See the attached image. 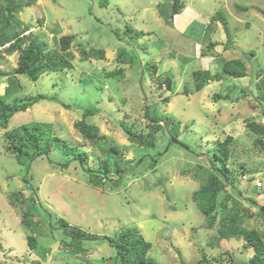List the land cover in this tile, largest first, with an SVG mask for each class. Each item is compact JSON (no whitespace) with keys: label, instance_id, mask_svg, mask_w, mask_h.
<instances>
[{"label":"rangeland","instance_id":"obj_1","mask_svg":"<svg viewBox=\"0 0 264 264\" xmlns=\"http://www.w3.org/2000/svg\"><path fill=\"white\" fill-rule=\"evenodd\" d=\"M168 1L107 0L106 6H100L99 0H31L16 13L26 26L23 35L40 38L46 50L58 48L62 35H72L73 40L68 48L70 67L44 73L37 81L18 76L20 88L5 97L12 102L48 93L57 100L41 99L15 113L6 128L0 127V264H112L115 249L104 240L85 241L84 253L71 258L60 245L68 239L62 229L43 236L50 223L58 227L61 218L100 237H116L133 225L151 242L148 255L158 264L245 263L253 248L245 247L241 237L218 240L220 213L213 228H208L201 202L196 201L209 174L221 176L215 168L241 194L236 195L221 177L219 196L236 197L242 209L252 214L242 225L261 231L264 239V216L257 214L264 206V133L249 124L264 127V88L257 84H264V0H186L185 13L193 14H187L188 20L184 13L172 18ZM216 12L224 15L225 25L212 19ZM195 22L203 26L190 27ZM128 25L143 31L138 40L127 43L126 35L122 41L118 38L115 31L120 33ZM188 32L197 34L193 37ZM208 41L213 47L201 53ZM28 42L23 41L21 48ZM5 46L0 47V71H12L19 50L7 53L2 50ZM119 47L129 54L136 50L141 65L153 59L157 64L154 73H142L141 65L120 62ZM82 48L101 49L103 56L84 58ZM231 58L242 61L244 76H222L200 90L194 88V71L208 69L214 74ZM118 68L124 70L119 79ZM154 77L169 83V88L160 87ZM6 85V76L0 75V95ZM227 92L228 99L214 98L216 93ZM145 105L151 114L154 110L156 123L145 117ZM87 108L95 111L86 114ZM80 121L95 128L97 143L82 137L76 126ZM32 122L41 124L48 155L31 160L25 156L21 163L10 143ZM156 124L163 128L157 130ZM125 126L151 141L152 147L129 139ZM167 132L188 149L179 143L166 146ZM228 135L223 164L213 150ZM44 145L39 143L35 149L43 151ZM108 147L117 149L121 183L105 179L103 188L92 186L89 174L72 159L86 150L84 162L98 169L108 162ZM158 151L163 155L151 164ZM139 158L141 163L134 165ZM17 192L22 195L15 196ZM231 203L228 200L227 207ZM26 220L30 226L24 224ZM28 235L36 238L35 249L28 246ZM48 246L50 251L42 259Z\"/></svg>","mask_w":264,"mask_h":264},{"label":"trees","instance_id":"obj_2","mask_svg":"<svg viewBox=\"0 0 264 264\" xmlns=\"http://www.w3.org/2000/svg\"><path fill=\"white\" fill-rule=\"evenodd\" d=\"M168 1V0H167ZM31 0H4V2L0 5V47L7 44V46L3 47V51L10 53L13 50H19L17 55V65L12 69V71H0L1 76H6L7 85L5 87L4 93L0 95V127L6 128L9 119L17 112L26 110L29 106L37 103L41 99H48V100H57L54 95L45 94V93H37L32 97H28L25 99H15V101L8 102L6 101L7 96H10L20 88V84L17 81L18 76H26L28 79L32 81H37L41 75L48 72H58L64 69L65 67H70L71 63L68 59V48L73 40L72 35H62L58 39L59 47L58 48H50L49 50L45 49V43L40 40V38L36 36H31V34L23 35V32L26 28L22 21L18 18L16 13L20 12L24 5H29ZM169 2V1H168ZM163 3V2H162ZM170 5L167 10H169V15L173 18V16L179 13L183 8V0H170ZM107 0H99L100 6H106ZM241 10H246V7H240ZM221 20L223 25L226 24V20H224V15L221 12H216L215 15L212 16V19ZM27 30V29H26ZM118 38L121 40L124 39L127 43L131 40H135L139 38V35L143 34V31H134L131 26H127L122 30V32L118 33L115 31ZM30 35V36H29ZM130 36V37H129ZM123 37V38H122ZM26 39H29L28 44L21 48V44ZM122 41V40H121ZM140 43V42H136ZM175 47H179V45H175ZM213 47V43L208 41V45L201 49V53H205ZM144 48V47H143ZM83 51L81 52L82 57L89 58L90 56L99 59L103 55L101 54L103 50L101 49H91L90 51L85 50L82 48ZM134 49V47H133ZM181 49V48H180ZM118 58L120 62L130 64H138L141 65V58L140 54L137 53L135 50L133 53L129 54L126 50L119 47L118 49ZM90 54V55H89ZM1 55V54H0ZM156 62L153 59H147L143 65H141V72L144 73L145 70L147 73L153 74L156 69ZM221 70L211 74L208 69H199L193 72V81H194V88L196 90H200L208 81L217 80V78L222 76L228 77H235L239 78L246 74L245 66L240 59L231 58L225 61L221 66ZM124 70L122 68H118V73H116L118 79L122 77ZM155 80H159L158 85L166 86L168 84L161 80L160 77H154ZM153 82L155 80L151 79ZM151 84V83H150ZM259 88H264V84L262 85L261 82H258ZM152 85V84H151ZM186 88V87H185ZM230 92H227L225 95L222 93H216L214 98L217 99H228ZM65 105V104H64ZM67 105L64 107L66 108ZM145 108V117L148 121L156 123V115L154 114V110H152V114L149 112V108L144 106ZM154 108V107H153ZM95 109L87 108L86 114L94 112ZM40 122H32V124H28L27 129H23L20 137L12 143V149L15 157L18 162L23 163L25 156H28V160L31 158L33 159L36 156L40 155H48V148L47 144L44 145L45 141L47 142V138L43 135L41 130ZM256 131L260 134L264 133V127H258L257 125L253 124V122L249 123ZM24 126V125H23ZM77 127L81 128L82 137L85 138L87 141H95L96 143V136H95V128L92 125H85L84 122L80 121L76 125ZM126 132L128 133V138L133 140H138L139 144H143L144 146L152 147L151 141L143 140L139 135L135 132L131 131L130 128L125 126ZM163 128V125L156 124V129L159 130ZM169 134V132H167ZM8 138L13 139V135L8 133ZM151 136V135H150ZM230 140V136H226V138L221 141V143H217L213 153L215 157L223 164H225L227 159V144ZM50 141V140H49ZM43 142V151L36 150L35 148L39 143ZM173 143H179L184 149H188L183 143L173 142L169 136L166 146H170ZM168 144V145H167ZM109 151L107 152L108 162H103L99 164V168H95L90 164L86 165L84 162V158L86 157V150H80L79 154L76 155L72 160H77L81 169L89 174L88 183L95 187L104 186V180L110 181L112 184L119 185L122 179V168L116 166V148L108 147ZM7 151V150H6ZM162 151H158L154 153L151 160V164H154L159 155H161ZM85 153V155H84ZM146 157L148 156L145 153ZM163 155V154H162ZM145 157V158H146ZM141 158V157H140ZM137 160L135 164L141 163V159ZM30 159V160H31ZM141 160V161H140ZM139 163V164H140ZM133 166V165H132ZM212 166H215L212 163ZM112 171L113 175H109L108 173ZM119 171V173H117ZM217 175L214 173L209 174L208 184L203 186L199 191H201V196L198 197L197 204L199 205V201L201 204L199 208L203 213V216L206 219L207 227L213 228L214 223L216 222V214L217 212L220 213V218L218 222L220 223V227L217 229L215 233V237L220 240L224 238L230 237H241L244 240L245 247H252L254 250L253 255L244 261H241L238 264H264V239H262L261 231H257L253 228H246L242 225L243 221L247 218L252 217L251 213L242 209L240 202L236 197L229 198V195H221L222 193V183L220 182V178L226 179L229 181V185L233 188L237 193L236 195L241 196L240 191L235 189V186L230 182V178L226 175H223L219 168H215ZM23 181L27 184V178L24 177ZM198 191V192H199ZM21 192L15 193V196H21ZM196 195V194H195ZM197 197H195L196 199ZM250 201L252 200L253 203L256 202L252 198H248ZM231 200L232 203L230 206L227 207V201ZM14 204V201L10 202ZM241 210L243 211L241 213ZM263 212V213H261ZM260 216H264V211L257 212ZM27 215L25 212L24 216ZM24 224L30 226V224L26 221H23ZM58 227L53 226L51 223L49 225L50 230H44L43 236H47L49 232L54 231L55 229H62L63 234L67 236L68 239L65 240V243L60 244L64 250H67L68 254L71 256L76 257L77 254L84 252L85 249L83 244L85 241L88 240H95L99 238L104 240L110 246L114 247L115 249V258L111 260L113 257H109V260L112 261V264H158L153 257L148 255V251L151 247V242L147 241L144 236L141 234L138 228L135 226H128L125 229L121 230L116 237H110L107 235H94L87 233L80 227H75L70 225L66 220L59 219L58 220ZM27 244L31 249H35L36 247V238L32 235L26 236ZM67 248V249H66ZM50 251L49 246L43 250L41 256L42 259L45 257L48 252ZM46 254V255H45ZM41 258L40 260L43 261ZM183 264L182 261H180ZM213 264L205 263L204 260H200L198 264ZM35 264H40V261L35 262Z\"/></svg>","mask_w":264,"mask_h":264},{"label":"crops","instance_id":"obj_3","mask_svg":"<svg viewBox=\"0 0 264 264\" xmlns=\"http://www.w3.org/2000/svg\"><path fill=\"white\" fill-rule=\"evenodd\" d=\"M185 2H186V0L183 1V8H182V10H181L179 13H177L176 15H174V16H177V15H180V14L184 13L185 15L183 16V18H184V19L187 18V20H188V15H187V14H189V13H188L189 11L185 13V10H186V9H184V8H185V5H187V2H186V3H185ZM184 3H185V4H184ZM190 13H193V12H190ZM189 15L192 16L193 14H189ZM155 18H156V16H154V19H155ZM195 18H196V17H195ZM156 19H157V18H156ZM175 20H176V17H175ZM187 20H185L186 23L184 22V26L187 25ZM195 20H196V19H195ZM196 21H197V20H196ZM160 22H161V21H160ZM197 22H199V21H197ZM200 23H201V22H200ZM200 23H196V22H195V23H193L192 26H190V27L197 26V24L203 26V24H200ZM190 27H189V28H190ZM197 27H199V26H197ZM188 34L193 35V37H194V35L197 34V32H194V33H193V32H192V33L188 32ZM171 42H172V44H173V39L171 40ZM199 44H200V42H199ZM176 45H177V44H176ZM174 46H175V45H174ZM4 90H5V89H4ZM2 93H4V91H3ZM24 227H25V226H24ZM139 231L141 232L140 229H139ZM141 234L144 235L142 232H141ZM144 238H145V237H144ZM76 256H79V254H77Z\"/></svg>","mask_w":264,"mask_h":264},{"label":"water","instance_id":"obj_4","mask_svg":"<svg viewBox=\"0 0 264 264\" xmlns=\"http://www.w3.org/2000/svg\"><path fill=\"white\" fill-rule=\"evenodd\" d=\"M171 140L173 141V142H177V139L176 138H174L173 136H171ZM186 146V145H185ZM260 211H264V206H260Z\"/></svg>","mask_w":264,"mask_h":264},{"label":"built area","instance_id":"obj_5","mask_svg":"<svg viewBox=\"0 0 264 264\" xmlns=\"http://www.w3.org/2000/svg\"><path fill=\"white\" fill-rule=\"evenodd\" d=\"M242 178H243L244 180H247V179H248V177H247L246 175H242ZM256 186H257V187L261 186V183H260V182H257V183H256Z\"/></svg>","mask_w":264,"mask_h":264},{"label":"clouds","instance_id":"obj_6","mask_svg":"<svg viewBox=\"0 0 264 264\" xmlns=\"http://www.w3.org/2000/svg\"><path fill=\"white\" fill-rule=\"evenodd\" d=\"M169 136H170V138H171V136H172V134L169 132ZM175 138V137H174ZM184 144V143H183ZM184 145H186V144H184ZM187 146V145H186ZM188 147V146H187ZM247 176V175H246ZM241 178H242V176H241ZM244 180V179H243ZM257 187V186H256ZM260 187V186H259ZM84 252H81L79 255H81V254H83Z\"/></svg>","mask_w":264,"mask_h":264},{"label":"bare ground","instance_id":"obj_7","mask_svg":"<svg viewBox=\"0 0 264 264\" xmlns=\"http://www.w3.org/2000/svg\"><path fill=\"white\" fill-rule=\"evenodd\" d=\"M169 88V83H168V86H167V89Z\"/></svg>","mask_w":264,"mask_h":264}]
</instances>
